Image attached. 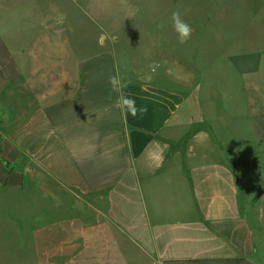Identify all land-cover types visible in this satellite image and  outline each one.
I'll return each instance as SVG.
<instances>
[{
  "label": "crops",
  "instance_id": "crops-1",
  "mask_svg": "<svg viewBox=\"0 0 264 264\" xmlns=\"http://www.w3.org/2000/svg\"><path fill=\"white\" fill-rule=\"evenodd\" d=\"M47 1L99 24L122 19L106 5L133 0ZM51 22L33 36L22 30L18 50L0 36V198L10 197L0 201V229L19 230L0 255L19 264H264V231L236 203L264 196L248 176L255 145L234 141L226 125L254 114L264 136V94L252 103L249 83L236 90L221 62L207 92L199 80L185 87L170 59L178 51L151 33L137 31L136 48L116 26L76 32ZM117 67L125 94L146 108L136 117L115 106L108 78ZM259 147L253 166L263 172Z\"/></svg>",
  "mask_w": 264,
  "mask_h": 264
},
{
  "label": "rangeland",
  "instance_id": "rangeland-1",
  "mask_svg": "<svg viewBox=\"0 0 264 264\" xmlns=\"http://www.w3.org/2000/svg\"><path fill=\"white\" fill-rule=\"evenodd\" d=\"M66 5L67 3H59L58 10L54 11L47 0H25L24 3L22 0H0V36L18 50L17 44L22 43L20 37L22 30L30 31L29 34L33 36L38 24L48 17L52 18L51 26L66 24L74 27L76 32H82L84 28L98 31L102 26L107 28L116 26L125 30L128 37L131 33L136 41L133 43L138 45L136 48H142V43L138 41L141 37L138 39L139 34L136 32L144 31L151 33L154 39L158 43L161 41V45L166 48L178 51L170 59L180 67L179 71L186 75L185 87L190 88L192 80L195 81L193 83L199 80L201 87L207 92L209 72L214 70L215 66L219 67L221 62L228 72V80L230 82L236 80V90L241 92L242 86L247 81L249 89L248 91L243 89L245 94L246 92L249 94L252 103H260L259 94H264V86L259 84L261 77H264V0H133L121 6L106 5V12L110 15L117 12L118 17L122 19L103 21L99 24L91 21L85 23V19L81 20L78 13L65 11ZM173 11H179L182 18L193 28L190 40L194 39V44H188L190 40L184 44L178 42L170 20ZM197 37L200 40L198 45ZM17 54L22 57L23 52L17 51ZM9 55L12 59L13 54H8V57ZM123 55L125 59L132 57L137 60L142 58L144 61H152L147 54ZM170 71L173 72L175 69ZM262 119L263 117L249 114V117L241 116L238 120L234 117L231 122L228 120L226 125H231L235 131L232 130L234 141L236 138L241 140L248 138L249 143H253L256 147L257 144L264 143L260 127ZM224 122L217 121V127L224 125ZM255 147L248 151L249 155L254 157V160L249 159L253 164L257 162V157L263 154L260 147ZM244 151L247 152L244 149L241 153ZM253 164L250 165L248 174L253 181L249 183L256 190L264 189V170L257 171ZM251 173L253 176L250 175ZM257 179L261 181L258 182ZM5 198L10 197H2L0 201H4ZM236 203L250 216L254 227L264 231V196L238 197ZM4 208L7 210V207ZM18 231L17 228L0 229V251L1 241ZM0 264H19V262L16 259L7 260L0 255Z\"/></svg>",
  "mask_w": 264,
  "mask_h": 264
},
{
  "label": "clouds",
  "instance_id": "clouds-1",
  "mask_svg": "<svg viewBox=\"0 0 264 264\" xmlns=\"http://www.w3.org/2000/svg\"><path fill=\"white\" fill-rule=\"evenodd\" d=\"M171 24L172 28L177 34V39L180 44L187 43L193 33V28L190 24H188L183 18L179 11H173L171 13ZM105 37H101V41L104 40ZM158 65L154 62L149 65V69L151 72H155ZM146 80H151V76L143 77ZM108 83L110 85L111 91L118 93L115 106L120 109V111L124 114L125 118L129 115L132 117H136L138 114H141L146 111V108L137 107L136 100L131 98V96L126 95L124 89L126 88V83L122 78L119 68L117 67L116 71L109 76Z\"/></svg>",
  "mask_w": 264,
  "mask_h": 264
}]
</instances>
